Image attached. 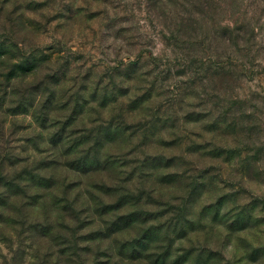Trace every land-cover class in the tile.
I'll return each mask as SVG.
<instances>
[{"label":"clouds","instance_id":"9594fccd","mask_svg":"<svg viewBox=\"0 0 264 264\" xmlns=\"http://www.w3.org/2000/svg\"><path fill=\"white\" fill-rule=\"evenodd\" d=\"M0 264H264V0H0Z\"/></svg>","mask_w":264,"mask_h":264}]
</instances>
